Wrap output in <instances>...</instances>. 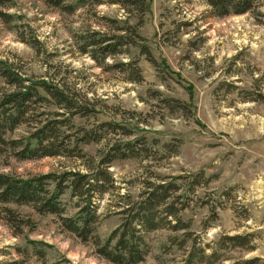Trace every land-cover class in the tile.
Listing matches in <instances>:
<instances>
[{
	"label": "rangeland",
	"instance_id": "rangeland-1",
	"mask_svg": "<svg viewBox=\"0 0 264 264\" xmlns=\"http://www.w3.org/2000/svg\"><path fill=\"white\" fill-rule=\"evenodd\" d=\"M0 9L15 16L0 17V59L27 79L23 84L47 80L82 105L71 115L52 100L32 104L31 124L9 136L26 137L33 127L70 116L63 137L68 149L85 155L19 159L9 152L0 157L1 172L27 178L110 161L111 183L95 198L102 243L121 224L126 204L148 189L175 185L167 203H175L184 228L145 230L149 248L137 264H264V0L225 16L205 0H149L145 12L109 2L69 12L44 0H9ZM126 26L136 34L122 53L99 64L83 52L92 32L119 35ZM13 87L0 75V94ZM61 199L66 215H75L79 197L67 190ZM5 206L28 224L12 227ZM233 235L244 244L228 239ZM201 250L215 252L209 263L200 261ZM0 264L116 263L56 214L0 203Z\"/></svg>",
	"mask_w": 264,
	"mask_h": 264
},
{
	"label": "trees",
	"instance_id": "trees-1",
	"mask_svg": "<svg viewBox=\"0 0 264 264\" xmlns=\"http://www.w3.org/2000/svg\"><path fill=\"white\" fill-rule=\"evenodd\" d=\"M44 1L50 6L69 12H73L79 5L86 2L120 4L128 12L131 8H138L142 12L149 9V0H78L76 4H69L67 0ZM7 2L9 0H0V5H5ZM205 2L217 15L225 16L229 13L242 14L252 10L255 0H205ZM0 17L9 22L15 16L0 9ZM124 23L126 25L127 21ZM121 30L122 33L119 35H100L92 32V36L86 37L83 42V52L90 54L99 64H103L108 56L122 53L124 46L130 41H134L131 35L136 34L135 28L126 26ZM138 37L141 38L139 35ZM141 49L152 59L147 45H142ZM128 65L131 66V63ZM117 66H122L127 70L124 64ZM129 73L134 74V72ZM137 74L138 77L135 79L140 77L139 68H137ZM0 75L8 84L14 86L10 91L0 94V157L9 152L19 159L57 156L64 153L85 157L77 146L75 149H68L65 137H63L64 132L61 127L69 124L70 116L66 121L52 119L43 125L33 127L26 137L9 136L21 124H31L32 118L29 109L32 104L52 100L51 102L55 106L64 108L71 113L80 109L82 105L73 95L66 93L59 86L52 85L47 80L23 84L27 79H23L10 63L2 59H0ZM53 113L56 116L65 114L60 111H53ZM85 138L97 139L95 136L87 137V135ZM127 147L128 152L133 151V145ZM117 154L114 156H118ZM123 155L125 154L120 157ZM90 160L94 163L93 158ZM109 162L100 161L97 168L86 172L80 169H70L61 173L50 172L27 178L0 171V203L3 205L10 203L30 205L38 213L56 214L67 230L85 242L93 240L100 256L116 264H137L145 259L149 248L145 239V230L158 229L161 226H169L172 230L184 228L181 227L183 225L181 219H178L174 210L175 203H167L173 192L171 186L175 185H161L148 189L143 193L140 201L132 202V205L131 203L126 204V207L120 211L123 214L121 224L102 243L95 232V224L99 222L100 218L95 198L97 192L105 193L108 189L105 187L106 184L111 183V178L106 170ZM52 184L54 187H51ZM67 190H70L73 196L79 197L81 202L75 215H66L65 212L66 208L61 198ZM2 211L4 218L18 231L21 230L22 225L29 222L21 218L20 214L11 207H2ZM162 213L165 215L161 216ZM173 218H177L176 223H172ZM228 239L237 241V244H244L242 243L244 238L241 235H233ZM214 253L207 255L204 250H201L200 261L209 263V260L214 257L212 256ZM191 255L193 256V253Z\"/></svg>",
	"mask_w": 264,
	"mask_h": 264
}]
</instances>
